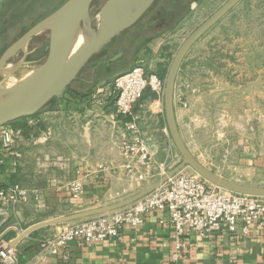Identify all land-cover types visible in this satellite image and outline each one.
Listing matches in <instances>:
<instances>
[{"label": "crops", "instance_id": "crops-1", "mask_svg": "<svg viewBox=\"0 0 264 264\" xmlns=\"http://www.w3.org/2000/svg\"><path fill=\"white\" fill-rule=\"evenodd\" d=\"M179 27L165 30L147 41L135 53L131 66L143 63L147 72L155 71L165 78L183 41ZM185 69L187 66L182 63L174 99L180 133L179 114L185 110L179 108L185 96L179 92L178 82ZM85 80L79 82L80 89L60 92L34 116L11 123L21 131L13 153H4L0 140L2 181L37 187L41 191L39 203L22 204L15 210L12 221L22 231L50 219L46 215L53 212L112 200L145 184L161 174L177 154L165 118L163 96L147 90L134 106L132 115L122 117L115 112L112 79L101 76L97 83L81 88ZM99 86L101 93H96ZM129 122L136 123L149 146L153 159L149 168L136 164L130 172L125 166L127 159L121 154L120 140L128 131ZM100 164L107 167L100 170ZM139 173H144L143 180L138 179ZM79 176L83 177L85 193L73 199L69 184ZM58 229L59 225L42 227L24 237L17 245L24 254L20 264H35L41 230L55 234ZM174 233L169 212L153 211L142 225L126 226L117 238L89 243L73 241L66 249L67 258L54 257L45 264H264V230L259 228L253 227L250 234L227 230L208 237L191 234L184 238L185 245L178 259L173 258ZM15 235L16 231L9 233L10 237Z\"/></svg>", "mask_w": 264, "mask_h": 264}, {"label": "rangeland", "instance_id": "rangeland-1", "mask_svg": "<svg viewBox=\"0 0 264 264\" xmlns=\"http://www.w3.org/2000/svg\"><path fill=\"white\" fill-rule=\"evenodd\" d=\"M64 1L8 0L7 22L4 33H0V50ZM169 1L158 0L135 26L118 35L95 54L92 59L100 60L106 53L108 55L103 58L122 52L119 61L112 65L113 74L108 77L109 80L122 70L129 69L135 61V53L158 35L152 31L144 34L142 30L149 26L152 18ZM226 1L193 0L189 4V12L183 18L180 17V21L171 29L180 26V39L184 40ZM105 2L97 0L95 3L92 11L94 25L98 24L97 14ZM41 43L48 45L47 32L34 37L29 47L32 49ZM47 54L48 51L43 52V58L35 64H24L10 72L8 83L20 81L40 65ZM21 59L22 54H18L15 62ZM183 63L187 69L182 71L178 87L185 96L183 100L187 106L179 108L185 110L179 114V121L187 147L204 166L226 178L245 184L264 185V0L239 1L192 46ZM90 66L92 63L87 64L64 91L80 89L79 82L83 78L94 81L95 75ZM176 151V156L166 165L164 172L147 183L112 200L71 206L62 212L46 215L50 216L47 218L114 203L141 191L182 160L181 154ZM183 170L202 178L190 166ZM41 231L39 240L52 235Z\"/></svg>", "mask_w": 264, "mask_h": 264}, {"label": "built area", "instance_id": "built-area-1", "mask_svg": "<svg viewBox=\"0 0 264 264\" xmlns=\"http://www.w3.org/2000/svg\"><path fill=\"white\" fill-rule=\"evenodd\" d=\"M110 85L115 112L122 117L132 115L134 106L147 90L164 96V79L155 71L147 72L143 63L116 74ZM96 93H101V86L97 87ZM183 106L187 103L183 102ZM127 127L128 131L120 140L121 154L127 159L126 168L133 172L136 164L151 167L152 155L138 126L129 122ZM20 133L11 123L0 127L4 153L13 151ZM106 167L100 164L98 168ZM137 177L143 180L145 175L139 173ZM69 189L73 199L82 197L85 193L83 177L72 180ZM40 201L39 188L4 182L0 178V264H20L24 258L22 250L10 245V241L22 231L13 223V215L19 205ZM153 211L169 212L175 231V259L184 248V238L191 234L208 237L223 230L244 234H250L253 227L264 230V196L231 192L181 170L163 186L129 206L59 225L55 234L38 241L35 264L48 263L54 257L67 258L66 249L73 241L89 243L117 238L126 226L142 225ZM11 231H16L14 237L9 236Z\"/></svg>", "mask_w": 264, "mask_h": 264}, {"label": "water", "instance_id": "water-1", "mask_svg": "<svg viewBox=\"0 0 264 264\" xmlns=\"http://www.w3.org/2000/svg\"><path fill=\"white\" fill-rule=\"evenodd\" d=\"M156 1L106 0L97 14L98 24L94 25L92 11L95 0H66L32 25L0 55V127L32 117L45 108L78 78L82 69L100 49L138 23ZM239 1L241 0H227L182 41L164 78L165 118L171 139L182 160L157 181L133 195L114 203L57 216L28 226L10 241L12 247H16L24 237L42 227L61 225L129 206L163 186L187 166L193 168L207 182L225 190L264 196V185L245 184L226 178L199 162L184 142L176 120V80L186 55ZM101 13L103 17H100ZM44 32L49 35L45 60L20 81L9 84L10 72L24 64L35 63L25 58L28 54L27 47L34 37ZM80 37L82 42L77 45ZM20 51H23L25 56L21 61L13 62L12 59ZM121 56L122 52L113 56L110 61H115Z\"/></svg>", "mask_w": 264, "mask_h": 264}, {"label": "trees", "instance_id": "trees-1", "mask_svg": "<svg viewBox=\"0 0 264 264\" xmlns=\"http://www.w3.org/2000/svg\"><path fill=\"white\" fill-rule=\"evenodd\" d=\"M158 1V0H157ZM156 1V2H157ZM193 0H171L169 1V3L167 5H164L159 12L157 13V15H155L152 20L149 23V26L146 27L144 30H142V33L146 34L147 32H151V33H155L158 34L159 33H163L165 30H169L171 28H173V25L175 23H177V21H180L179 19L183 18L184 15H186L189 10L191 5H189ZM96 2V1H95ZM156 2L154 4H156ZM154 6V5H153ZM152 6V7H153ZM151 7V8H152ZM150 11V10H149ZM148 11V12H149ZM147 12V13H148ZM146 13V14H147ZM145 14V15H146ZM144 15V16H145ZM181 17V18H180ZM137 24V23H136ZM135 24V25H136ZM134 25V26H135ZM29 29V28H28ZM27 29V30H28ZM27 30H25L24 32H26ZM129 30V29H128ZM23 32V33H24ZM22 33V34H23ZM21 34V35H22ZM20 35V36H21ZM19 36V37H20ZM143 36V35H142ZM8 46V44L1 50L3 51L6 47ZM105 55H108V53H106ZM105 55L101 56V60L105 59L104 62H102L103 64L101 65V69L96 71L95 74V79L92 83L89 80H85L82 83V87L81 88H88L91 85L97 83V81H99L101 78V76L103 77H109L110 75L113 74V66L111 65V62H117L119 61V59L115 60V61H110V59L113 57V55L104 57ZM121 58V57H120ZM94 59H91L87 64H91L92 66H94L95 63H97L98 60H94V62H92ZM90 66V67H92ZM86 67V66H85ZM84 69V68H83ZM82 69V70H83ZM123 71V70H122ZM98 72V73H97ZM160 76L164 79V75L160 74ZM81 81V80H80ZM68 89V88H67ZM66 89V90H67Z\"/></svg>", "mask_w": 264, "mask_h": 264}, {"label": "flooded vegetation", "instance_id": "flooded-vegetation-1", "mask_svg": "<svg viewBox=\"0 0 264 264\" xmlns=\"http://www.w3.org/2000/svg\"><path fill=\"white\" fill-rule=\"evenodd\" d=\"M7 1L8 0H0V33H4V31H3V29H5L4 28V26H5V24H6V19H7V17H6V14H8V5H7ZM95 1H97V0H95ZM65 2V1H64ZM63 2V3H64ZM95 3L96 2H94V6H93V9L95 8ZM3 16H5V17H3ZM2 17H3V19H2ZM2 19V20H1ZM17 39V38H16ZM16 39H14L13 41H15ZM12 41V42H13ZM12 42H10L8 45H10ZM7 48V47H6ZM5 48V49H6ZM4 49V50H5ZM3 50V51H4ZM3 51H1L0 50V55L2 54V52ZM45 51H47V45L46 44H43V43H41V44H39V45H36L35 47H32V49H30V47L28 46L27 47V52H28V54L25 56V53L23 52V51H20L18 54H22V58L25 56V58L26 59H28V60H33V61H35L36 63L37 62H39V61H41V59L43 58V55H42V53L43 52H45ZM18 54H16L15 56H14V58L12 59L14 62H15V57L18 55ZM36 57L35 59H32L33 57ZM105 61V59H100V60H98L97 61V63H95L94 64V66H92L91 68H92V74H94L95 75V73H96V71L97 70H100L101 69V65L103 64L102 62H104ZM115 62H111V65L110 66H112L113 64H114ZM35 64V63H34ZM104 65V64H103Z\"/></svg>", "mask_w": 264, "mask_h": 264}, {"label": "bare ground", "instance_id": "bare-ground-1", "mask_svg": "<svg viewBox=\"0 0 264 264\" xmlns=\"http://www.w3.org/2000/svg\"><path fill=\"white\" fill-rule=\"evenodd\" d=\"M100 17H103V13L100 14ZM82 42V37L79 38L77 45H79ZM13 82V80H11Z\"/></svg>", "mask_w": 264, "mask_h": 264}]
</instances>
